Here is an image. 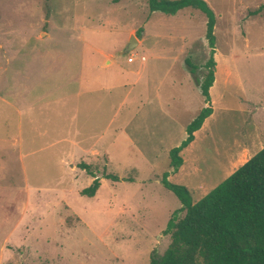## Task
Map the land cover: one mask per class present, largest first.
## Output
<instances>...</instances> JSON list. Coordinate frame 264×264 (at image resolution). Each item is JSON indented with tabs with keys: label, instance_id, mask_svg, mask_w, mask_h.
Wrapping results in <instances>:
<instances>
[{
	"label": "rangeland",
	"instance_id": "rangeland-1",
	"mask_svg": "<svg viewBox=\"0 0 264 264\" xmlns=\"http://www.w3.org/2000/svg\"><path fill=\"white\" fill-rule=\"evenodd\" d=\"M204 1L215 19L206 104L194 82L210 52L199 10L0 0V264H149L182 206L163 175L194 203L240 166L243 150L250 158L264 147V10L252 14L264 0ZM92 74L106 84L86 88ZM205 107L174 172L169 151ZM91 175L100 186L82 196Z\"/></svg>",
	"mask_w": 264,
	"mask_h": 264
},
{
	"label": "trees",
	"instance_id": "trees-1",
	"mask_svg": "<svg viewBox=\"0 0 264 264\" xmlns=\"http://www.w3.org/2000/svg\"><path fill=\"white\" fill-rule=\"evenodd\" d=\"M148 7L150 12L169 16L187 8L205 15V37L210 48L209 58L203 65L207 73L202 81L195 79L194 82L207 103L215 72L212 10L204 0H148ZM261 10L264 5L252 14L257 15ZM185 64L189 61L185 60ZM210 114V107L200 110L186 126V138L169 151L174 172L183 162L180 152L191 143L193 132ZM78 167L89 172L85 163ZM91 176L94 180L81 190L82 196L93 197L100 186L99 179ZM163 177L162 185L178 198L182 206L171 215L163 231V234H170L168 247L162 255L153 253L149 264H264V147L194 203L188 201L190 191L186 187L169 183L166 174ZM104 178L118 180L114 175ZM180 211L185 213L178 219Z\"/></svg>",
	"mask_w": 264,
	"mask_h": 264
},
{
	"label": "crops",
	"instance_id": "crops-1",
	"mask_svg": "<svg viewBox=\"0 0 264 264\" xmlns=\"http://www.w3.org/2000/svg\"><path fill=\"white\" fill-rule=\"evenodd\" d=\"M141 62H146V59H145V61H141ZM91 68H93L95 65L94 64H91V65H89ZM94 69H99L98 68V66H97V68H94ZM103 74V73H102ZM104 75V74H103ZM94 75L92 74V75H89L86 79L83 77L82 79H81V83H83L84 84V86H86V88L87 87H90V86H92V84L94 83V82H98V80H99V82H101V83H103L104 82V84H106V81H105V79H103V77H102V75H99V74H97V77H96V79H93L94 77H93ZM101 77V78H99V77ZM108 83L107 84H113V83H109L110 81H107ZM213 86V85H212ZM211 86V87H212ZM211 87L209 88V92H210V89H211ZM205 104H206V102H205ZM209 117V116H208ZM207 117V118H208ZM207 118H205V120L203 121V123H202V125H201V127L198 129V130H196L195 132H193V140L191 141V143L188 145V146H190L193 142H194V140H195V138H196V136L198 135V133L203 129V127L205 126V123H206V121H207ZM187 146V147H188ZM186 148V147H185ZM184 148V149H185ZM182 152V151H181ZM181 152H180V154H181ZM181 156V155H180ZM252 157V156H251ZM250 157V158H251ZM182 158V157H181ZM249 158V156H248V151L247 150H243V152L239 155V157H238V164H240V166L241 165H243L248 159H250ZM183 161V160H182ZM88 165V164H87ZM182 165H183V162H182ZM181 165V166H182ZM89 166V165H88ZM180 166V167H181ZM239 166V167H240ZM180 167L177 169V171L180 169ZM238 167V168H239ZM236 170V169H235ZM234 170V171H235ZM83 171H85V170H83ZM177 171H175V172H177ZM233 171V172H234ZM86 172V171H85ZM232 172V173H233ZM231 173V174H232ZM230 174V175H231ZM99 179V178H98ZM226 179V178H225ZM91 180H94V178H92ZM99 181H100V179H99ZM92 183V182H91Z\"/></svg>",
	"mask_w": 264,
	"mask_h": 264
},
{
	"label": "water",
	"instance_id": "water-1",
	"mask_svg": "<svg viewBox=\"0 0 264 264\" xmlns=\"http://www.w3.org/2000/svg\"><path fill=\"white\" fill-rule=\"evenodd\" d=\"M136 44H137L136 39L133 36H131L129 43H128V48L126 49V52L130 51Z\"/></svg>",
	"mask_w": 264,
	"mask_h": 264
},
{
	"label": "built area",
	"instance_id": "built-area-1",
	"mask_svg": "<svg viewBox=\"0 0 264 264\" xmlns=\"http://www.w3.org/2000/svg\"><path fill=\"white\" fill-rule=\"evenodd\" d=\"M145 59L146 58L144 56L140 57V61H145ZM127 61L128 62H133V58L129 57Z\"/></svg>",
	"mask_w": 264,
	"mask_h": 264
}]
</instances>
